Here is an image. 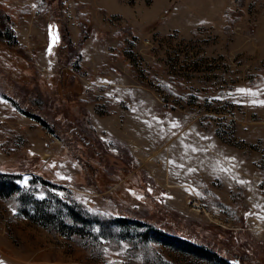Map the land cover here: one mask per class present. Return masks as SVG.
Segmentation results:
<instances>
[{
    "label": "rangeland",
    "instance_id": "obj_1",
    "mask_svg": "<svg viewBox=\"0 0 264 264\" xmlns=\"http://www.w3.org/2000/svg\"><path fill=\"white\" fill-rule=\"evenodd\" d=\"M0 171L3 264H264V0H0Z\"/></svg>",
    "mask_w": 264,
    "mask_h": 264
},
{
    "label": "trees",
    "instance_id": "obj_2",
    "mask_svg": "<svg viewBox=\"0 0 264 264\" xmlns=\"http://www.w3.org/2000/svg\"><path fill=\"white\" fill-rule=\"evenodd\" d=\"M18 177V174L17 173H3V172H1L0 171V195H5V194H7V193H10V192H17L18 194V196H17V198H18V202H22L23 201V199H25L24 200V202H26L27 203V205H30V206H32V205H35V204H37V202H38V200L37 199H35L31 194H27L26 196H23V194L22 193H19L20 192V190L21 189H24V188H22L20 185H19V183L18 182H16V178ZM15 179V180H14ZM48 194H50V193H48ZM27 197V198H26ZM27 200V201H26ZM67 209H68V211H67V214H68V216H71L74 220H76L73 216H72V214H71V210L73 209V205H70L69 207L67 206ZM92 214H94V213H92ZM91 213H89V214H87V215H92ZM100 220H102V221H107L109 218L107 217V216H104V215H101L100 217ZM90 219H92V220H90V222H92V221H97V219L96 218H93V217H91ZM124 219V218H123ZM194 244V243H193ZM195 245H197L198 246V244H195ZM199 245H201V246H199V247H201V248H203V249H206L207 248V246H203V244H200L199 243ZM211 251V250H210ZM212 252V255L214 256V257H216L217 259H219V260H221L222 261V257H220V256H218L217 254H216V252H214L213 250L211 251Z\"/></svg>",
    "mask_w": 264,
    "mask_h": 264
},
{
    "label": "bare ground",
    "instance_id": "obj_3",
    "mask_svg": "<svg viewBox=\"0 0 264 264\" xmlns=\"http://www.w3.org/2000/svg\"><path fill=\"white\" fill-rule=\"evenodd\" d=\"M54 38H55V32H54V30H51L50 31V40H51V42L54 40Z\"/></svg>",
    "mask_w": 264,
    "mask_h": 264
},
{
    "label": "snow or ice",
    "instance_id": "obj_4",
    "mask_svg": "<svg viewBox=\"0 0 264 264\" xmlns=\"http://www.w3.org/2000/svg\"><path fill=\"white\" fill-rule=\"evenodd\" d=\"M240 91H245L244 89H241ZM0 264H3V262H0Z\"/></svg>",
    "mask_w": 264,
    "mask_h": 264
}]
</instances>
